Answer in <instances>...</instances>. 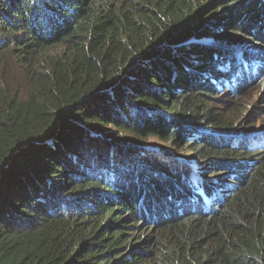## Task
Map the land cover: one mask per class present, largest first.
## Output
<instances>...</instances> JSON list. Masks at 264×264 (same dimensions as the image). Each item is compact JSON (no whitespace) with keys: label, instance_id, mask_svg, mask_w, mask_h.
<instances>
[{"label":"trees","instance_id":"obj_1","mask_svg":"<svg viewBox=\"0 0 264 264\" xmlns=\"http://www.w3.org/2000/svg\"><path fill=\"white\" fill-rule=\"evenodd\" d=\"M251 87L264 0H0V264H264Z\"/></svg>","mask_w":264,"mask_h":264},{"label":"rangeland","instance_id":"obj_2","mask_svg":"<svg viewBox=\"0 0 264 264\" xmlns=\"http://www.w3.org/2000/svg\"><path fill=\"white\" fill-rule=\"evenodd\" d=\"M208 38V39H206ZM211 35H204L203 39L209 43H213L210 40ZM60 49H55L51 53H55ZM13 68L11 73H14L16 76L19 72L23 73V67L20 63H13ZM14 70V71H13ZM222 92V91H221ZM219 92L218 94H221ZM228 104H232L233 108L230 110L231 113L227 114L228 118L233 120L235 126H243L248 122H253L254 126H257L256 133H264V91L260 87H251L239 98H235L233 95L229 94L227 97ZM223 98H215L217 103ZM220 100V101H219ZM216 103V104H217ZM144 144H147L149 147L160 149V150H178L179 147H173L170 142L160 140L156 137L147 138L144 141ZM182 151V150H181ZM195 166V164H194ZM202 168H205L202 165Z\"/></svg>","mask_w":264,"mask_h":264}]
</instances>
